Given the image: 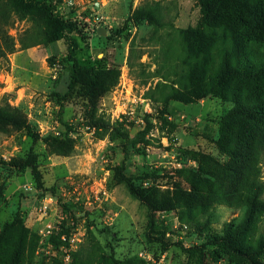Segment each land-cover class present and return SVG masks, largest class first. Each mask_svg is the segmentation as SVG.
Segmentation results:
<instances>
[{"label":"rangeland","instance_id":"374dc122","mask_svg":"<svg viewBox=\"0 0 264 264\" xmlns=\"http://www.w3.org/2000/svg\"><path fill=\"white\" fill-rule=\"evenodd\" d=\"M84 1L63 16L55 0H0V44H15L0 59V105L22 110L28 127H0V264H249L209 241L247 209L199 213L206 201L190 186L209 193L230 160L222 134L235 103L167 100L162 89L177 57L163 47L198 24L200 0ZM43 6L77 31L54 40ZM75 60L102 71L94 102L72 84ZM233 240L246 246L250 234Z\"/></svg>","mask_w":264,"mask_h":264},{"label":"trees","instance_id":"16d2710c","mask_svg":"<svg viewBox=\"0 0 264 264\" xmlns=\"http://www.w3.org/2000/svg\"><path fill=\"white\" fill-rule=\"evenodd\" d=\"M21 1L27 8L33 2ZM200 7L198 24L175 28L174 38L163 47L165 58L166 55L177 57L168 64L172 84L170 87L165 84L162 89L169 88L167 100L192 103L213 95L235 103L222 134L227 146L221 148L230 160L221 164L218 161L219 170L213 173V180L207 181L209 193L200 190L198 182H191L190 186L197 194L195 198H201V203L206 201V205L198 202L199 213L202 206L208 210L213 205L247 209L246 222L230 223L227 236L215 234L209 241L211 245L234 247L237 254L249 257V264H264L260 260L264 256L261 224L264 216V54L255 50V46H264V0H200ZM42 8L52 18L54 40L65 39L77 31L75 22L53 15L47 6ZM141 15L151 21L157 19L152 11ZM159 26L164 28L166 23L159 21ZM14 51L15 44L5 39L0 44V59ZM162 69L159 77L169 78L162 74ZM71 79L72 84L83 86L84 95L91 102L96 100L102 86V71L75 60ZM5 125L28 128L22 110L8 103L0 105V127ZM193 197L185 198L187 208L195 200ZM210 224L209 219L207 225ZM245 232L250 234V243L240 247L233 237H244Z\"/></svg>","mask_w":264,"mask_h":264},{"label":"built area","instance_id":"2783aa9c","mask_svg":"<svg viewBox=\"0 0 264 264\" xmlns=\"http://www.w3.org/2000/svg\"><path fill=\"white\" fill-rule=\"evenodd\" d=\"M55 3L58 6V12H61L60 14L64 16L65 14L68 13V12L65 13V9L68 11V10L80 8L85 3V1L84 0H55Z\"/></svg>","mask_w":264,"mask_h":264},{"label":"water","instance_id":"95a60500","mask_svg":"<svg viewBox=\"0 0 264 264\" xmlns=\"http://www.w3.org/2000/svg\"><path fill=\"white\" fill-rule=\"evenodd\" d=\"M98 34L99 35H104L105 34V31L103 29H99Z\"/></svg>","mask_w":264,"mask_h":264}]
</instances>
